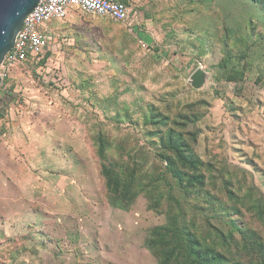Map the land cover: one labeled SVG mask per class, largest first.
<instances>
[{
    "label": "rangeland",
    "instance_id": "obj_1",
    "mask_svg": "<svg viewBox=\"0 0 264 264\" xmlns=\"http://www.w3.org/2000/svg\"><path fill=\"white\" fill-rule=\"evenodd\" d=\"M129 2L140 13L138 38L108 18L73 11L47 26L51 40L45 64L18 67L8 78L13 92L0 89V113L29 112L44 122L51 112L63 124L64 180L54 212L34 204L35 218L0 239V264H157L146 241L175 212L166 182L208 245V234L215 233L205 234L202 214L212 216L211 226L223 234L229 232L228 218H234L217 207L230 205L228 184L245 201L238 220L249 238L225 236L226 247L218 245L217 251L243 264L262 258L264 86L253 82H264V9L245 0ZM227 28L240 29L234 40L225 41ZM246 49L248 57L240 62L238 55ZM229 50L231 65L245 64L239 85L223 80ZM198 70L206 80L195 90L190 78ZM157 116L168 118L166 128L150 119ZM44 127L40 131L49 130ZM169 128L181 132L196 157L211 166L203 169L204 195L216 200L215 207L202 193L176 188L165 171L154 133ZM99 134L108 143L104 161L95 154ZM39 153L31 152L32 161ZM102 164L118 166L123 180L132 183L129 204H111ZM247 241H253L251 248Z\"/></svg>",
    "mask_w": 264,
    "mask_h": 264
},
{
    "label": "trees",
    "instance_id": "obj_2",
    "mask_svg": "<svg viewBox=\"0 0 264 264\" xmlns=\"http://www.w3.org/2000/svg\"><path fill=\"white\" fill-rule=\"evenodd\" d=\"M245 1H247L250 5L264 9V0ZM138 14L140 16L139 12ZM140 24L141 19L139 25ZM235 32H240V29L227 28L224 31L225 41L230 39V37L234 40L235 36L233 33ZM243 38L244 36L239 33L237 38L238 43H240ZM248 49H246V52L238 55L240 62H244V60L248 57ZM227 53L228 54L222 63V70L225 71L223 80L227 81V83L232 82L239 85L243 75H245V64L231 65V51L229 50ZM48 55L49 53L44 56L38 64V67L45 64ZM8 82V79L5 80L2 87L5 88L7 92L11 93L13 92V85L10 86ZM253 83L259 87L264 86V82ZM150 119H158V122L155 123L162 126V128H166L168 126V118L163 116L150 117ZM159 131L154 133L157 137L159 158L165 163V171L174 180L176 188L184 190L187 194L202 193V196H205L206 198V204L211 207H215L217 204L216 200L211 198L208 193H205L204 195L206 177L203 169L210 170L211 166L204 164L196 157L191 145L186 142L181 132H176L173 128H169L165 132ZM189 136L191 138V142L194 143L195 137L193 134H190ZM107 148L108 143L106 139L99 134L96 138L95 150L96 157L99 161H104L106 159ZM116 171H118V173H116ZM100 173L107 182V190L111 195L110 201L112 202V205L116 201L124 203V205H127L132 201L134 197V194L131 193L132 183L130 181L123 180L118 166L102 164ZM166 185L168 186V192L170 193L171 185L167 182ZM227 186L228 184L225 187V193H228V196H230V199L227 200L230 205L217 204V207L219 208V212H222L224 215H228V211L232 212L234 218H228L229 232L227 234H223L220 230L213 228L209 222L212 216L202 214V219L205 223V234L209 233L211 230L215 233L214 236L208 234V239L211 240L212 245L206 244L205 240H200L194 230V222L186 218L189 211L186 212L181 203L168 193V197L175 202V212H170L167 216V221L163 226L153 228L146 241V247L153 255H155L157 264H243L239 261H231L230 259H227L225 254L217 251L218 245L220 248L226 247V245H224V241L226 240L225 236H228L230 239L234 233H238L246 239L249 238L246 230L244 231L243 226L239 224L238 220L241 215L240 208L241 206H244L245 201L240 199L238 194L235 195L233 191L227 188ZM195 211L197 212L198 210L195 209ZM259 213H262L260 208L257 209V214ZM252 237L253 236L251 235V238ZM252 243L247 241L246 246L251 248L253 246ZM255 246L257 247L256 244ZM260 253L262 254L261 260L259 259L253 264H264V250H260Z\"/></svg>",
    "mask_w": 264,
    "mask_h": 264
},
{
    "label": "crops",
    "instance_id": "obj_3",
    "mask_svg": "<svg viewBox=\"0 0 264 264\" xmlns=\"http://www.w3.org/2000/svg\"><path fill=\"white\" fill-rule=\"evenodd\" d=\"M36 120L29 112L0 113V239L23 230L24 222L31 216L35 218L37 208H33V214L32 205L42 210L48 208L47 212H54L52 207L60 205L57 200L64 182L60 173L63 124L54 121L51 112H46L44 122L39 117ZM47 120L50 122L45 123ZM44 126L49 130L40 131ZM68 127L70 135L73 126ZM32 151H40L34 161Z\"/></svg>",
    "mask_w": 264,
    "mask_h": 264
},
{
    "label": "built area",
    "instance_id": "obj_4",
    "mask_svg": "<svg viewBox=\"0 0 264 264\" xmlns=\"http://www.w3.org/2000/svg\"><path fill=\"white\" fill-rule=\"evenodd\" d=\"M73 11L108 18L125 26L131 35L136 34L140 23V16L131 8L129 0H40L25 18L11 50L0 65V89L18 67L38 66L48 53L51 40L47 26L52 21H64Z\"/></svg>",
    "mask_w": 264,
    "mask_h": 264
},
{
    "label": "water",
    "instance_id": "obj_5",
    "mask_svg": "<svg viewBox=\"0 0 264 264\" xmlns=\"http://www.w3.org/2000/svg\"><path fill=\"white\" fill-rule=\"evenodd\" d=\"M40 0H0V65L11 50L15 37L25 18ZM205 76L198 70L190 78V85L198 90L205 83ZM1 84V80H0Z\"/></svg>",
    "mask_w": 264,
    "mask_h": 264
}]
</instances>
